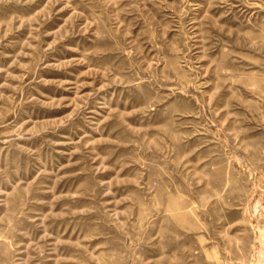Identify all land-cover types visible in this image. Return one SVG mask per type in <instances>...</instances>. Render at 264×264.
Segmentation results:
<instances>
[{"label":"rangeland","instance_id":"obj_1","mask_svg":"<svg viewBox=\"0 0 264 264\" xmlns=\"http://www.w3.org/2000/svg\"><path fill=\"white\" fill-rule=\"evenodd\" d=\"M0 264H264V0H0Z\"/></svg>","mask_w":264,"mask_h":264}]
</instances>
